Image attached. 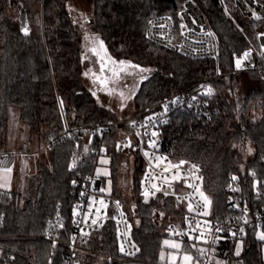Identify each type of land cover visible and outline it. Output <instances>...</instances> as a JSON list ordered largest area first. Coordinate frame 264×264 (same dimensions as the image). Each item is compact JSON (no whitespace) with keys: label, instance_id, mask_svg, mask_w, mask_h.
I'll list each match as a JSON object with an SVG mask.
<instances>
[{"label":"trees","instance_id":"trees-1","mask_svg":"<svg viewBox=\"0 0 264 264\" xmlns=\"http://www.w3.org/2000/svg\"><path fill=\"white\" fill-rule=\"evenodd\" d=\"M185 1L93 0V28L108 51L117 59L156 68L137 92L138 112L216 74L214 59H193L147 38L151 19L158 16L177 19ZM193 1L217 38L221 69L224 72L235 69L244 50L256 49L264 20L245 18L234 0ZM68 2L0 0V152L6 151L12 107L19 109L21 122L29 126L41 145L63 133L65 124L78 127L117 120L84 85L82 40ZM23 10L31 28L27 38L20 31L19 16ZM239 74L243 73L213 80L216 94L209 100L211 117L190 110L175 111L163 135L164 153L201 165L203 189L212 201L214 217L219 219L233 214L227 202V187L233 177L242 182L248 201L257 197L256 183L263 188L264 195V80L256 72L247 73L258 79L262 88L251 90L240 110L231 98L233 80ZM251 108L260 112L258 119L252 118ZM118 141L117 133L107 134L103 139L112 157L113 172L117 171L121 153ZM248 144L255 150L249 158L245 155ZM91 151L87 137L58 143L50 149L51 166L40 165L35 200L20 208L17 194L6 191L1 196L5 220L0 228V247L10 264H62L73 222V180L95 171L97 158ZM252 171L259 182L252 177ZM140 181L136 178L134 182L139 224L133 232L140 253L133 258L123 257L118 251L115 226L109 224L89 236L79 252L78 264H167L160 259L165 236L161 233L163 220L158 217L159 213H178L175 201L144 199L140 195ZM58 213L66 227L54 251L46 230L48 222ZM259 232H264V228L251 232L244 240L245 256L235 255L238 240L227 235L216 249V257L227 264H264V241L258 237Z\"/></svg>","mask_w":264,"mask_h":264},{"label":"built area","instance_id":"built-area-1","mask_svg":"<svg viewBox=\"0 0 264 264\" xmlns=\"http://www.w3.org/2000/svg\"><path fill=\"white\" fill-rule=\"evenodd\" d=\"M234 1L245 18L256 20L259 16L260 20H264V0ZM261 34H264V31L258 34L256 49H246L241 53L240 66L224 72L218 61L217 38L194 1L186 0L177 19L170 16L151 19L146 31L147 38L158 46L193 59H214L217 65L215 76L201 81L195 87L165 97L157 104L138 112L134 117L89 126L70 127L65 124L64 132L44 144L43 149H51L69 138L77 140L87 137L92 145V155L97 158L96 170L99 158L108 156L107 147L103 142L104 137L110 133H117L120 152L127 147L146 164L140 181L141 197L146 200L173 199L178 213H174V219L170 223L171 235L186 243L202 245L204 249L198 251L196 256L202 263H208L212 255L216 256V249L227 235L244 241L251 232L264 228L263 188L256 183L254 193L257 197L248 201L243 195L242 182L238 178L233 180L227 187V202L233 214L227 219L215 218L212 206L211 209L209 205L206 207L201 196V193L207 195L203 189L204 174L201 165L198 162L175 159L164 153L163 135L166 127L171 124V116L175 111L190 110L199 116L211 117L209 100L216 94L214 79L230 74L256 72L259 78L264 80V35ZM246 52L249 53L247 57L244 56ZM209 89L211 94L208 92ZM153 132L157 135L153 136ZM153 141L155 147H150ZM18 156L19 154L15 152H0V171L13 169ZM157 157L161 159L157 160ZM180 161L185 163L180 165ZM262 161L264 164V154ZM191 165H196L198 170L191 169ZM74 168H77L76 164ZM251 175L259 182L255 171H252ZM262 184L264 186V180ZM73 186L75 188L73 222L66 242L67 253L62 264H78L79 252L89 236L102 231L109 224L115 226L119 253L127 258L137 256L140 247L133 236L136 225L127 214L125 204L120 198L100 191L105 190L103 179L97 177L94 171L85 177L79 176L74 179ZM145 191L149 193L147 197L144 195ZM5 192L6 190L0 187V200ZM165 192L168 194L165 195ZM101 200L104 204L100 203ZM4 220L5 213L0 204V228ZM93 220L96 221L95 224L92 223ZM65 227V220L60 213L48 222L46 238L55 244L54 251L57 250V242L59 243L65 234ZM240 229H243V232L239 231ZM121 246L124 251H121ZM242 256H245V247ZM0 264H10L2 247Z\"/></svg>","mask_w":264,"mask_h":264},{"label":"rangeland","instance_id":"rangeland-1","mask_svg":"<svg viewBox=\"0 0 264 264\" xmlns=\"http://www.w3.org/2000/svg\"><path fill=\"white\" fill-rule=\"evenodd\" d=\"M68 7L82 40L84 85L92 94L95 93L94 96L98 104L103 109L110 111L117 120L134 117L138 112L137 92L142 82L155 71V66L151 64L142 65L128 59H117L108 51L104 43L101 47L100 42L102 40L97 35L92 24L93 0H69ZM238 60L241 61L239 58ZM120 61H125L126 63L121 65ZM127 62H130L131 65H139V68L130 67ZM140 68L148 71L141 72ZM233 85L234 91L231 94V98L235 100L240 110L243 108L247 94L253 89L262 88V83L247 73L237 75L233 80ZM121 93H123V96H121ZM251 114L253 119L260 117V112L256 109L251 108ZM4 147L7 152H15L19 156L11 172L0 171V184H4V187L1 188L17 194L19 207L25 208L30 201L35 200L37 197L40 185V165L45 163L51 166L50 149H43L39 138L30 131L26 123L21 122L17 107L10 108L7 139ZM254 153V147L248 144L246 146V157H252ZM102 161H107V163ZM111 163L112 157L110 154L101 156L95 174L103 179L105 184L104 191L107 194H116L121 198L130 219L138 226V196L135 193L134 182L136 178L141 179L143 177L146 164L127 147L118 157L116 172H113ZM203 196L210 200L209 196ZM209 206V209H211L212 201ZM173 215L175 214L159 213L158 220H163L161 233L165 236L160 252L161 261L167 264H205L196 256L198 251L204 249L202 245L186 243L171 235L170 223L174 219ZM261 234H264V232L258 233L259 238ZM165 241H168V243L165 244ZM173 244H177L180 247L173 248L171 247ZM238 245L240 246L239 256H242L244 241L241 239L237 241L235 253ZM162 253L163 259L161 258ZM185 255L191 256L192 260L185 261ZM206 264L227 263L222 258L212 255L210 261Z\"/></svg>","mask_w":264,"mask_h":264},{"label":"snow or ice","instance_id":"snow-or-ice-1","mask_svg":"<svg viewBox=\"0 0 264 264\" xmlns=\"http://www.w3.org/2000/svg\"><path fill=\"white\" fill-rule=\"evenodd\" d=\"M256 19H260V17L257 16ZM24 31H25V34H27V29H26V28L24 29ZM208 35H212V33H208ZM261 35H264V34H261ZM100 44H101V47H102V46H103V42L101 41ZM93 51H95V49H93ZM248 55H249V53H247V52L244 53V56H245V57H247ZM119 63H120L121 65H124L126 62H125V61H120ZM127 63L129 64L130 67L139 68V65H131L130 62H127ZM236 64H237V67H239L240 64H241V61H240V60H237V61H236ZM102 70H103V69H102ZM140 71L143 72V71H148V70H147V69L140 68ZM208 92H209V94H211V89H209ZM93 95H95V93H93ZM121 96H123V93H121ZM61 103H62V102H61ZM152 135L155 136V135H157V134H156L155 132H153ZM149 146H150V147H155V141H153L152 144H150ZM249 151H251V149H249ZM145 155H147V153H145ZM156 159L159 160V159H161V158H160V157H157ZM102 162H103V163H107V161H102ZM184 163H185V161H180V165H183ZM177 167H178V166H177ZM191 169H197V166H196V165H191ZM197 170H198V169H197ZM5 171H6V172H11V169H5ZM232 179L235 180L236 177H233ZM189 186H192V185H189ZM0 187H4V184H0ZM153 187H155V185H154ZM100 191H104V189H101ZM148 194H149V193H148L147 191H145L144 195H145L146 197L148 196ZM164 194L167 195L168 193L165 192ZM201 196H203V193H201ZM203 199H204V201H205V206H206V207H207L208 205H210L211 201L208 200V198H207L206 196H203ZM100 203H101V204H104V201L101 200ZM117 205L119 206V202H118V201H117ZM191 210H192V209H191V205H190V206H189V211H191ZM98 211H99V210H98ZM204 214L207 215V212H205ZM92 223L95 224L96 221L93 220ZM81 231L83 232L82 229H81ZM217 231H220V229H217ZM239 231L243 232V229H240ZM84 235H89V234H88V233H84ZM233 235H235V233H233ZM73 239H74V238H73ZM260 239H261V240H264V234H261ZM167 243H168V241H165V244H167ZM53 247H55V244H53ZM171 247H173V248H179L180 246L177 245V244H173V245H171ZM121 251H124L123 246H121ZM235 254H236L237 256L240 255V246H239V245L237 246V249H236V253H235ZM161 258L163 259V253L161 254ZM184 260H185V261H191V260H192V257H191V256H188V255H185V256H184Z\"/></svg>","mask_w":264,"mask_h":264},{"label":"water","instance_id":"water-1","mask_svg":"<svg viewBox=\"0 0 264 264\" xmlns=\"http://www.w3.org/2000/svg\"><path fill=\"white\" fill-rule=\"evenodd\" d=\"M19 23H20V31H21L22 36L25 38L29 37L31 35V28H30V23H29L27 14L24 10L21 11V13H20ZM25 28L27 29V34H25V31H24ZM2 152H4V151H2Z\"/></svg>","mask_w":264,"mask_h":264}]
</instances>
